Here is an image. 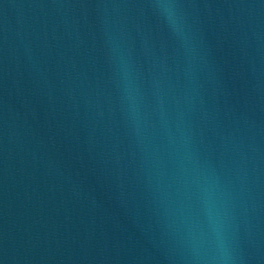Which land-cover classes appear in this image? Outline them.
Masks as SVG:
<instances>
[{
  "label": "water",
  "instance_id": "1",
  "mask_svg": "<svg viewBox=\"0 0 264 264\" xmlns=\"http://www.w3.org/2000/svg\"><path fill=\"white\" fill-rule=\"evenodd\" d=\"M0 264H261L142 0H0Z\"/></svg>",
  "mask_w": 264,
  "mask_h": 264
}]
</instances>
